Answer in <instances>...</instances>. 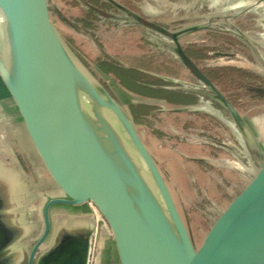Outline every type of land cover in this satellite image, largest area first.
I'll list each match as a JSON object with an SVG mask.
<instances>
[{
  "label": "water",
  "instance_id": "water-1",
  "mask_svg": "<svg viewBox=\"0 0 264 264\" xmlns=\"http://www.w3.org/2000/svg\"><path fill=\"white\" fill-rule=\"evenodd\" d=\"M0 13V76L58 190L44 203L38 216L44 226L34 239L40 230L34 204L44 195L35 192L25 165L0 149V264H90L98 225L91 209L51 211L88 202L107 220L120 264H264L263 147L180 42L208 25L172 32L150 27L173 41L178 60L203 83L192 88L225 108L263 159L197 246L134 119L58 30L52 0H0ZM106 231L102 226V236Z\"/></svg>",
  "mask_w": 264,
  "mask_h": 264
},
{
  "label": "rangeland",
  "instance_id": "rangeland-1",
  "mask_svg": "<svg viewBox=\"0 0 264 264\" xmlns=\"http://www.w3.org/2000/svg\"><path fill=\"white\" fill-rule=\"evenodd\" d=\"M114 1L138 15L143 23L109 0H52L55 24L75 54L134 119L199 246L220 212L258 172L264 155L254 154L234 121L214 104L174 105L139 95L105 72L97 61H115L144 71L146 74L140 71L139 78L145 82L161 80L169 86L200 88L203 83L178 60L169 46L172 41L150 26L160 24L174 31L210 22L214 28L185 34L182 43L250 122L264 151V3L257 0ZM234 26L257 43L249 46L243 42ZM139 105H148V113L138 114ZM0 149L6 159H17L25 165L35 192L44 195V199L38 197L34 204L37 218L42 215L44 203L58 190L1 78ZM63 207L88 210L90 204L76 207L59 204L54 209ZM100 215L98 212L97 217ZM99 220L90 264H120L110 227ZM102 226L108 230L106 236L101 234Z\"/></svg>",
  "mask_w": 264,
  "mask_h": 264
},
{
  "label": "flooded vegetation",
  "instance_id": "flooded-vegetation-1",
  "mask_svg": "<svg viewBox=\"0 0 264 264\" xmlns=\"http://www.w3.org/2000/svg\"><path fill=\"white\" fill-rule=\"evenodd\" d=\"M256 2H259V3H264V0H257ZM112 4V3H111ZM210 23V22H209ZM206 24V25H208V27H206L205 29H207V30H209V29H212V28H214L211 24ZM154 25H156V26H158L160 29H165L166 31H168V32H172L171 30H169V28L168 27H166V26H162V25H160V24H154ZM236 27L234 26V29H235ZM237 29V28H236ZM226 32H229V30H227V29H224ZM237 30H239V32H237L236 31V35H238L239 37H240V39L243 41V42H245L246 44H248L249 46H252V45H255V43H257L256 42V40L255 39H253L251 36H249V34H247L246 32H243L242 30H240V29H237ZM175 31V30H174ZM160 35H163L164 37H166V38H168L167 36H165L164 34H162L161 32H159V31H157ZM241 33L242 34H245V36H246V38H244V37H242L241 36ZM170 41H172L171 39H170ZM180 42H181V44H182V47H183V49H184V51L196 62V60L194 59V57L192 56V54L189 52V50H187V48L183 45V43H182V37H180ZM172 43H173V41H172ZM197 63V62H196ZM198 65V64H197ZM199 66V65H198ZM200 67V66H199ZM201 68V67H200ZM202 69V68H201ZM141 71V70H140ZM139 71V72H140ZM202 71L213 81V79L211 78V76L209 75V73H207L204 69H202ZM142 72V71H141ZM192 72V71H191ZM143 74H146V72H142ZM192 74L196 77V78H198L193 72H192ZM199 79V78H198ZM200 80V79H199ZM201 81V80H200ZM160 82V83H159ZM214 82V84L216 85V83H215V81H213ZM141 83L142 84H148L149 85V83L148 82H145V81H141ZM159 83V84H158ZM154 84V85H153ZM150 85H153V87H156V88H162V89H164V90H167V91H170L171 93V95H170V98H172L171 100L167 97V96H169V95H167V96H165L164 98H157V97H153V98H156V99H158V100H161V99H163V100H165V101H168L169 103H171V104H174V105H196V104H199V103H201V102H209V103H212V104H214L215 106H217L219 109H221L224 113H226L230 118H231V115H230V113L225 109V108H223L220 104H218L217 102H215L214 100H212L209 96H207V95H205V94H202V93H199V92H197L196 90H194L193 88H190V87H185V86H183V85H177V84H173L172 86L170 85L169 86V84L168 85H166V84H164V83H162V81L160 80V81H158V82H156V83H152V84H150ZM217 86V85H216ZM201 87H203V85L201 86ZM218 87V86H217ZM219 88V87H218ZM220 89V88H219ZM221 90V89H220ZM222 91V90H221ZM223 92V91H222ZM224 93V92H223ZM225 94V93H224ZM226 95V94H225ZM227 96V95H226ZM149 97V96H148ZM227 98L229 99V97L227 96ZM230 100V99H229ZM231 101V100H230ZM232 102V101H231ZM232 104L234 105V103L232 102ZM235 106V105H234ZM236 107V106H235ZM237 108V107H236ZM238 110V109H237ZM239 111V110H238ZM240 112V111H239ZM241 113V112H240ZM242 115V114H241ZM243 116V115H242ZM244 117V116H243ZM245 118V117H244ZM232 119V118H231ZM246 119V118H245ZM247 120V119H246ZM247 122L249 123V125L251 126V128L253 129V127H252V125L250 124V122L247 120ZM237 128V127H236ZM238 130V129H237ZM253 131L255 132V130L253 129ZM238 132H239V130H238ZM240 133V132H239ZM241 134V133H240ZM255 134L257 135V133L255 132ZM257 137H258V135H257ZM258 139H259V137H258ZM260 141V140H259ZM261 143V142H260ZM262 145V144H261ZM263 147V146H262ZM251 150L254 152V154L256 155V156H259V157H262V156H260V154H259V152L257 151V149H252L251 148ZM24 160V159H23ZM44 192H46V191H44ZM56 205H54L52 208H51V211L54 209V207H55ZM42 216H43V210H42ZM38 221H39V226H40V230H36V232H35V234H34V238L35 239H37V237H39L40 236V234H41V227H42V229H43V226H44V220L42 219H39V217H38Z\"/></svg>",
  "mask_w": 264,
  "mask_h": 264
},
{
  "label": "trees",
  "instance_id": "trees-1",
  "mask_svg": "<svg viewBox=\"0 0 264 264\" xmlns=\"http://www.w3.org/2000/svg\"><path fill=\"white\" fill-rule=\"evenodd\" d=\"M97 64L102 67V69L110 73L114 76H116L119 80H121L122 84L128 88L130 91L137 93L139 95L143 96H149V97H157V98H164L167 96L170 100V91L164 90L162 88H156L153 87V85H150L152 83L156 82H148V84H142L141 79L139 76L142 74L139 72V70L134 69V68H128L123 65L118 64L115 61H109V62H104V61H97ZM160 83V82H159ZM158 83V84H159ZM138 114L142 113H148L149 111V106L148 105H139L138 106ZM137 112L136 110H134Z\"/></svg>",
  "mask_w": 264,
  "mask_h": 264
},
{
  "label": "built area",
  "instance_id": "built-area-1",
  "mask_svg": "<svg viewBox=\"0 0 264 264\" xmlns=\"http://www.w3.org/2000/svg\"><path fill=\"white\" fill-rule=\"evenodd\" d=\"M89 204H90V209H91V211L93 212V214L96 216V219H97V223H99L100 222V218L105 222V225H108V223H107V220L104 218V217H102V214L100 215V217L98 218L97 217V215H98V212H99V209L97 208V206L93 203V202H88ZM98 230H99V224L97 225V230H96V232H95V234H94V240H95V237H96V235H97V233H98Z\"/></svg>",
  "mask_w": 264,
  "mask_h": 264
},
{
  "label": "bare ground",
  "instance_id": "bare-ground-1",
  "mask_svg": "<svg viewBox=\"0 0 264 264\" xmlns=\"http://www.w3.org/2000/svg\"><path fill=\"white\" fill-rule=\"evenodd\" d=\"M4 20V17H3V15L0 13V22H2ZM0 78L2 79V77L0 76ZM2 81H3V79H2ZM4 82V81H3ZM5 84V83H4ZM5 86H6V84H5ZM7 87V86H6ZM8 89V88H7ZM9 90V89H8ZM10 92V91H9ZM11 94V93H10ZM11 97H12V95H11ZM13 98V97H12ZM13 100H14V98H13ZM14 103H15V100H14ZM16 104V103H15ZM17 106V105H16ZM18 108V107H17ZM18 111H19V109H18ZM20 113V112H19ZM100 212V211H99ZM115 246H116V243H115ZM116 251H117V247H116ZM117 254H118V251H117Z\"/></svg>",
  "mask_w": 264,
  "mask_h": 264
},
{
  "label": "crops",
  "instance_id": "crops-1",
  "mask_svg": "<svg viewBox=\"0 0 264 264\" xmlns=\"http://www.w3.org/2000/svg\"><path fill=\"white\" fill-rule=\"evenodd\" d=\"M162 101H164L163 99H161Z\"/></svg>",
  "mask_w": 264,
  "mask_h": 264
}]
</instances>
